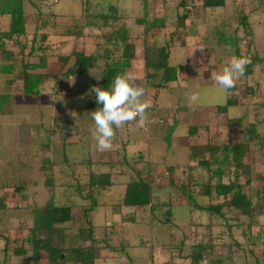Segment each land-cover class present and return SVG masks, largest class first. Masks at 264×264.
<instances>
[{"label":"rangeland","instance_id":"rangeland-1","mask_svg":"<svg viewBox=\"0 0 264 264\" xmlns=\"http://www.w3.org/2000/svg\"><path fill=\"white\" fill-rule=\"evenodd\" d=\"M109 5L116 7L117 16L111 18L109 24H103V20L97 15L100 11H107ZM24 7L27 34L25 48H28V38L33 31L31 21L35 7L43 16L48 15L47 11L50 10L54 16L74 17V20H80V23L83 21L84 26L77 37L94 35V40L97 39L95 56L101 54L102 44L108 45L109 49L114 51L112 54L117 55L118 49H114L111 41H106L104 36H101L103 32L111 31L115 27H125L128 38L134 43L138 54V59L135 58L133 63L142 69L139 75L132 73V76L136 77V85L145 88L144 99L151 102V107L148 108L147 127L140 125L138 120L125 124L124 127L136 129L140 137L138 145L144 152L153 145L157 147L159 143L162 147L176 152V158L179 159L177 164L182 165L173 170L174 184L171 186L167 183L169 170L166 165V171L157 170L158 172L153 174L151 167L158 163L145 160L149 164L136 165L137 156H134L131 161L132 169L125 168L122 166L123 161H119L124 145V136L121 134L123 131L116 130V138L108 149V162H111L110 170L114 174L110 187L96 197L97 205L93 209L89 208L87 198L76 196L71 201L72 222L65 224L68 233L72 234L76 228L85 233L87 224L91 223L95 230V264H158L166 260L174 264H189V247L198 241L206 248L203 264H210V258L216 261L220 258L219 264H264V205H261L259 200L264 187V146H259L257 141L264 134V69L259 62L249 64L250 72L240 77L236 86L227 91L221 90L213 79V73L220 71L232 56L260 58L264 22L262 0H224L221 7L215 8L202 7L201 0H145V10L140 0H30ZM41 9L43 11H40ZM185 11V17L179 21L177 17ZM241 15L246 17L244 23L240 22ZM3 17L8 19L7 15ZM136 18L149 22L162 18L165 28L137 24ZM68 21L63 20L61 24ZM175 25L179 27L182 38L179 39L180 45L177 48H170L168 62L178 69V78L175 82H169V86L168 83L161 82L160 71L155 72L151 67L144 68L143 57L144 49L162 45L165 31ZM5 29L7 25L1 20L0 32ZM94 32L95 34L91 35ZM59 40L61 38L58 36L50 37V55H57L54 54L56 49L63 53L62 56L69 55L73 50L62 48L61 43L56 42ZM87 40L88 37L84 39L83 45H88ZM14 41L7 42V47L17 45L16 47L20 48L22 38H15ZM57 45L61 49L58 50ZM53 46H56V49ZM13 53L17 56L25 55V52ZM13 61L16 71L0 76V93H9V98L0 105V186L2 187V183L7 184L2 194L3 200L5 205L11 208L13 218H19L23 226L10 227L9 235L16 238V241L10 243L6 252L2 249L0 239V262L49 264L50 258L47 254L33 255L28 249L24 255L16 256L10 248L29 247L24 241L31 225V213L26 207L30 209V204L41 206L48 198L60 203L64 200L61 184L72 180L71 175L82 179L84 172L80 171L84 166L80 165L85 159L81 156L75 157L74 159L79 161L72 168L68 158L62 160V154L66 151L68 141L74 148L80 143L87 144L86 141L92 139L90 121L80 120V106L84 111L89 103V108L84 112L87 118H91L92 111L102 107L92 103L90 92L96 81L95 75L99 76L101 65L89 69L90 79L89 82L86 81V87L84 86L89 95L87 98L86 92L80 91L82 85L69 84V78L72 76L63 75L61 70L54 68L55 64L47 69L48 77L42 79V73H35L40 81L37 95L22 94L17 58ZM58 61L62 62L60 59ZM197 78L200 85L195 80ZM64 81L66 82L63 85ZM192 91L201 94L196 105H191L187 99V94ZM227 98L234 99L236 104L225 112L215 111V105L225 104ZM170 114L173 119L172 127L163 125L165 118H170ZM158 119L160 123H157ZM236 142L245 145L246 152L242 157V164L248 166V182L244 183V172L234 171L233 167L227 166L223 168L221 179L226 182L236 175L244 193L253 203L251 215L242 216L237 210L228 207H223L219 216L198 210L196 205H206L210 201L213 203L219 198L215 197L212 188L208 195L200 194L202 184L208 181L213 183L215 176L198 167L195 162H192L193 166L188 169V147ZM98 153L95 150V153L89 156L92 158V171L99 170V167L94 165L99 162ZM45 158L51 163V168L48 166L47 171L41 170ZM134 169L144 174L150 183L151 201L154 203L152 211H148V206L124 207L120 204L124 183ZM49 170L51 174H48ZM188 175L195 177V181L190 185L186 184ZM172 177L170 174V179ZM46 178H50L52 186L44 184ZM204 179L206 180L201 182ZM20 181L25 186V199L11 190V184ZM179 185L182 189L177 188ZM186 190L190 191L193 203L188 202ZM2 192L0 188V196ZM122 225L124 226L120 227ZM139 238H144L140 246L134 244ZM81 240L83 244H88L84 235ZM208 243L209 248L206 246Z\"/></svg>","mask_w":264,"mask_h":264},{"label":"trees","instance_id":"trees-1","mask_svg":"<svg viewBox=\"0 0 264 264\" xmlns=\"http://www.w3.org/2000/svg\"><path fill=\"white\" fill-rule=\"evenodd\" d=\"M30 0H0V16H8V25L5 31L0 32V76H5L7 74L16 71L13 64V59L17 58L19 65V74L21 79V93L26 95H37L39 93L38 85L40 83L38 74L32 72V70L40 68L45 63V54L47 51V46L45 45V40L47 38V33L38 32L42 29L40 23L44 22L42 14L39 12L38 24L34 23L33 31L30 35L29 43L27 45L28 52L31 54L34 52H40L35 63L23 62L22 55L26 49L24 45L26 40V14L24 12V5ZM142 2V8L145 10V0H140ZM264 3V0H262ZM224 4V0H201V6L204 8H215L221 7ZM145 14V13H144ZM186 11L177 17V19L183 20ZM85 15V14H84ZM88 16V14H87ZM94 16V15H93ZM116 7L109 5L107 11H100L97 17L103 20V24H109L111 18H115ZM144 16V15H143ZM47 20V19H46ZM246 20L245 15H241L240 22L244 23ZM78 21V20H77ZM73 18L70 23L64 25V30L69 35H74L77 37L81 33V29L84 26L83 21L79 24ZM135 22L137 24L142 23L146 27H158L165 28L164 20L162 18L153 19L152 21H144L141 18H136ZM180 24V23H179ZM77 26V28H76ZM53 29L56 28L55 25L52 26ZM62 31V25L58 27ZM123 26L115 27L111 31L103 32L102 36L106 41H111V46L116 51L117 55H113L112 49H109L108 45L102 44V51L99 56L94 54H84L81 51H71L67 56H58V59L62 60L63 63L67 61L69 57H72V63L63 72L65 76H80L87 72V70L92 66L97 58L101 60V67L99 69V76L101 77L98 81L99 87L110 88L111 82L117 74H125V71L130 67L131 62L134 60V43L129 40L128 34ZM39 33V34H38ZM262 35H263V46L262 54L260 58H251V63L259 62L264 69V22L262 25ZM17 37H22L23 43L19 47L12 46L16 49V53L20 54L17 56L13 53L11 47H7V42H15L14 39ZM182 35L179 33V27H172L165 31L163 35V43L158 46H150L144 49L143 66L151 67L155 72L160 71L161 82H167L169 80H175L177 78L178 69L175 66H171L168 63L169 50L171 47H178L179 39ZM18 51V52H17ZM16 62V61H15ZM250 63V64H251ZM249 64L246 66L245 73H249ZM42 79L44 75L42 74ZM9 98L8 94L0 93V105L2 101ZM236 103L234 99L227 98L225 104L215 105L214 110L218 112H225L230 107L234 106ZM251 127L248 128L250 130ZM250 134L251 131H249ZM255 137V136H254ZM253 139V137L251 138ZM259 146H264V134L257 140ZM188 169L192 162L200 167L204 168L211 175L215 176V181L205 182L202 184V189L200 194L208 195L210 193V188L219 200L211 203L208 202L206 205H196L198 210L204 211L212 215H220L223 207L233 208L237 210L242 216L248 217L251 215L253 208V203H251L250 198L244 193L242 189V184L237 180L236 175L229 181L223 182L221 175L224 167H233L234 171L244 172L246 178L244 183L248 182L247 175L249 174L248 166L242 164V157L246 152L245 145L241 143H213L204 144L198 147H188ZM65 157V156H63ZM66 158V157H65ZM83 162L84 166L80 172H84L82 179L76 178L71 175L72 180L65 181L61 184V195L64 199L60 203H55L52 198H48L45 203L41 206L30 204V219L31 225L27 229V236H25L24 241L28 248H18L11 247L12 253L16 256L24 255L28 249L31 253H42L49 255V264H95L96 258L93 254L95 239L93 237V227L89 222L85 229V233H82V229H75V231L70 234L66 230V223L72 222V202L76 196L81 198H87L89 201V208L93 209L97 205L96 197L103 193L110 185V173L109 172H94L91 168V162L87 156H85ZM66 160V159H65ZM191 162V163H190ZM20 164V162H18ZM77 162H73L70 167H74ZM127 164V162H125ZM48 166L51 168V163L48 158L43 159L41 170L47 171ZM128 168L132 169V165H128ZM165 170V169H164ZM168 184L171 186L173 183V169L168 167ZM166 171V170H165ZM72 173V172H71ZM167 173V172H166ZM51 174V171H48ZM171 174V179H170ZM75 177V178H74ZM210 177V175H209ZM264 178V175L263 177ZM170 179V180H169ZM206 179L201 180L204 182ZM192 181H195L194 176L188 175L186 184L190 185ZM22 183V184H21ZM45 185H50V178L44 180ZM7 184L2 183V189L5 188ZM25 186L23 182L11 184L12 192L18 193L20 196L25 197ZM181 188V185L177 186ZM82 192L84 193L82 195ZM262 194H260V204L264 205V187L262 189ZM186 198L189 203L192 202V197L190 191L186 190ZM3 195L0 196V204H3ZM120 204L124 207H143L148 206V211H152L154 208V203L151 201V186L145 175L139 170H132V174L127 181L124 183V191L122 193ZM1 209V208H0ZM168 210L165 211L167 214ZM262 218L264 219V211L262 213ZM167 220V218H165ZM118 224V223H117ZM113 226V224H112ZM84 235L88 244H83L81 237ZM0 239H2L3 251L6 252L9 248L11 242L16 241L9 238L6 229H0ZM144 238H139L136 243L139 244L143 242ZM181 242V241H180ZM13 244V243H12ZM206 246L210 247V243ZM190 252L187 253L190 263L189 264H203L205 245L198 241L193 243L190 247ZM127 250V249H125ZM124 253V252H123ZM110 259V258H109ZM34 262H36L34 256ZM210 264H219L220 258L217 261L214 258L209 259ZM249 264L248 262H245ZM0 264H4L2 261ZM155 264V263H154ZM158 264H174L170 260H166Z\"/></svg>","mask_w":264,"mask_h":264},{"label":"crops","instance_id":"crops-1","mask_svg":"<svg viewBox=\"0 0 264 264\" xmlns=\"http://www.w3.org/2000/svg\"><path fill=\"white\" fill-rule=\"evenodd\" d=\"M34 10H35V14L32 16L33 19L31 21V23L33 25H34V23H37V24L39 23L38 22V16L40 15L37 7H35ZM40 11H43V9H41ZM24 12H25V7H24ZM47 12H48V15H46V16H43L42 15V17H44L43 20H45V21L42 22V23H40L42 25L41 26L42 29L38 30V32H40V34L47 33V38L45 40V45L47 46L48 49H47L46 54H45V63H44V65L42 67L32 70L33 73H42V74L45 73L44 74V77H48V75H46V74H47V69H49V66L50 65L55 64L54 68H56V70H58V71L61 70L60 72H63L68 66H70V64L72 63V60H73L72 58H68V60L65 61V63H63V64H62V62H59L58 61V56L59 57L62 56L63 53L61 51L60 52L57 51V49L55 48L56 46H53V48L56 49L55 52H54V54H57V55L51 56L50 55V51H49V49H50L49 48L50 37H52V36H54V37L55 36L60 37L61 40L56 41V42L61 43L62 48H65V50H68L69 49V50L81 51V52H83L86 55H88V54H94V50H95L94 48L96 47L95 44H96V40H97L96 38L94 40V35L93 34H95V32L94 33H91V35H93V36H89V35L87 36L89 40H87L88 42H86V43H88V45H86V46L83 45V43L85 42L84 39L87 38V37L84 38V37H81V36L76 37L74 35H69L70 33L66 32L63 29L64 28V25L66 23L71 22L72 18L74 19V17H66V18H63L62 16H58L57 17V16L52 15V13L50 12V10H48ZM25 14H26V12H25ZM1 20L4 21V24L5 25H8V19L4 18L3 16H0V21ZM63 20H69V21L68 22H62V24H61V21H63ZM53 25L56 26L55 29L52 28ZM61 25H62V31L58 28ZM85 29L87 30L86 27H85ZM17 38H20V37H17ZM22 40H24V39L22 38ZM9 43H10V41H9ZM72 43H73V47L74 48L72 47ZM57 48H58V50L61 49L59 47V45H57ZM172 48H177V47H172ZM10 49H12L13 52L16 51V49H14L12 47ZM92 49H93V52H92ZM28 50H29L28 48H26L24 50L25 55L22 56L23 62L35 63L37 61L38 55H40V52H34V53H31V54L28 55L27 54ZM170 51H171V49L169 50V54H170ZM58 54H60V55H58ZM135 58L138 59L137 50L134 51V60H135ZM168 61H169V57H168ZM17 63H18V61H17ZM98 65H101V62H99V58H97L95 60V62L92 64L91 67H92V69H94V66H98ZM169 65L174 66V65H172L170 63H169ZM140 67L137 64L134 65V63L132 61L130 67L125 71V74H131L132 75V73H133V74L139 75V73L142 70ZM17 69H19V66H17ZM89 69L83 75H80V76H77L76 75V76L70 77L69 79H71V80L68 81V83L69 84H72V85H74V83L81 84L82 85V89L80 91H82L83 93L86 92V97L87 98H89V95H88L87 89L85 88L86 87V84L85 83H86L87 80L89 82V79H90V76H89L90 70ZM184 71L186 72V70H184ZM177 76H178V71H177ZM134 78H136V77H134ZM177 78L175 80H169L166 83H168V85L170 86L169 82H175L177 80ZM195 80L198 81V83H197L198 85L201 84L199 82V79L198 78L195 79ZM71 81H72V83H71ZM98 81L99 80L96 79V81L94 83V86H97L98 85ZM65 82L66 81H64L62 84L64 85ZM173 86L176 87V85H173ZM194 87H196V84H195ZM65 89H69V88H65ZM4 94H9V93L4 92ZM91 98H92V103H97L96 102V98H95V94H94V97H93V93H92ZM186 106H191V105L186 104ZM85 107H86L85 109H88L89 108V103H87V105ZM85 109L83 111V107L80 106V110H82V112L79 115L80 120H83V121H88L89 120L90 123H91L90 126L93 129L94 128V121L92 120V118H89V117L87 118L86 117V115L84 114V112L86 111ZM147 115H148V118H149L148 109H147ZM165 119H166V121L164 122L163 125L172 127L173 126V119H172L171 114H170V118H167L166 117ZM159 121H160V119L157 120V123H160ZM140 125H141V123H140ZM143 125L145 127H147V123L146 124H143ZM132 128L133 129L130 130L129 127H126L125 128L124 126H122L121 128L116 129V130H120L121 129L123 131V133H121V134H122V136H124L123 137V144L124 145L121 144L123 150L121 151V154L119 155V156H121V159H122V160L120 159L119 161H121V163L123 161V165L122 166H124L125 168H128L127 164L128 165H132V162L131 161L134 160L133 159L134 156H137V159H136V162L137 163H136V165H142V164H145L146 165V164H149V162L148 161L146 162L145 160H149L150 162L152 161V162L158 163L154 167H151V169L153 170V174L157 173L158 172L157 170H162L163 168L165 169L166 168V167H164L165 165L167 167H172L173 170L179 169L178 167H181L182 166V165L179 166L180 165L179 163L177 164V161L179 159L176 158V152H174L170 148L162 147L159 143H158V146L157 147L155 145H153L151 147V149L149 147V149H147L144 152L143 149L138 145V139H140V137L137 135L136 129L134 127H132ZM127 132H128V134H127ZM87 136H85V137H87ZM176 137H177V135H176ZM115 138H116V136H115ZM173 138H174V136H172V139ZM68 140H70V139H68ZM62 143H63V141H62ZM86 143L87 144H84L83 143V145H82V143H80V145H78L77 147H74L73 148V147L70 146V144H71L70 141H68L67 142L66 149H65L66 151H65L64 154H62V156L64 155L66 158L65 157H62V160H65V159L68 158L70 164H73L72 163L73 161L74 162H78L79 159H74V158L75 157H79V156H81L83 158H85V156H87L89 158V160H92V158L89 157V156L92 155L93 153H95V150H96L97 152H99L98 153V160H99V162L98 163H94L93 162V163H94V165H96L97 167H99V170H97V171H99V172H109L110 173V180H112L111 178H112V176L114 174L110 170V166H111L110 164H111V162H108V156H110V151L109 150H106V151H103V152L99 151L97 149V144H96V141L93 138V136H92V139H89V141L87 140ZM69 149H71V151ZM105 156L107 158L106 161H105ZM181 157L184 158L185 156L184 157L181 156ZM118 159L119 158H117V160ZM116 162H118V161H116ZM125 162H127V164H125ZM115 164H118V163H115ZM91 165H92V163H91ZM97 171H94V172H97ZM123 189H124V187H123ZM1 190H3V192L1 193V194H3L5 192L4 191L5 188L3 187ZM15 194H17L22 199L27 198V196L22 197V196H20L16 192H15ZM3 199H4V197H3ZM2 202H4V204H2V205L0 204V208H1L0 209V229H6V232H7L8 236H9V238L12 239V240H14L16 238H12L9 235L10 234L9 233L10 232L9 230H11L10 227L11 226H13V227H15V226L16 227H22L23 224H21L19 222V218L18 219L13 218V216L11 215V213H12L11 212V208L8 207L7 205H5V201L4 200ZM26 208L29 210L28 207H26ZM14 220H16V222ZM14 222H15V224H14ZM123 226L124 225H122L120 227H123ZM93 232H95L94 229H93Z\"/></svg>","mask_w":264,"mask_h":264},{"label":"clouds","instance_id":"clouds-1","mask_svg":"<svg viewBox=\"0 0 264 264\" xmlns=\"http://www.w3.org/2000/svg\"><path fill=\"white\" fill-rule=\"evenodd\" d=\"M250 63L251 58L248 56H232L220 71L213 73V79L221 90L232 89L245 74L246 66ZM95 77L97 80L101 78L96 75ZM90 92L95 94L97 104L102 106L91 112L94 121L92 136L99 151L103 152L112 147L116 129L134 120L141 124L149 122L147 109L151 107V102L144 99L145 88L136 85L131 74H117L110 88L94 86ZM200 95L199 92L192 91L187 94V99L191 105H196Z\"/></svg>","mask_w":264,"mask_h":264},{"label":"built area","instance_id":"built-area-1","mask_svg":"<svg viewBox=\"0 0 264 264\" xmlns=\"http://www.w3.org/2000/svg\"><path fill=\"white\" fill-rule=\"evenodd\" d=\"M163 170V169H162ZM164 174H167L165 171H163Z\"/></svg>","mask_w":264,"mask_h":264}]
</instances>
